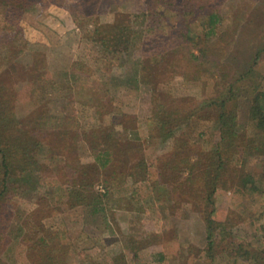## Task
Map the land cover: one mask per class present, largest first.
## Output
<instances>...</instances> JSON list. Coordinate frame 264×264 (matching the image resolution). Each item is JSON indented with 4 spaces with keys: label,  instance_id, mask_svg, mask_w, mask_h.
<instances>
[{
    "label": "rangeland",
    "instance_id": "374dc122",
    "mask_svg": "<svg viewBox=\"0 0 264 264\" xmlns=\"http://www.w3.org/2000/svg\"><path fill=\"white\" fill-rule=\"evenodd\" d=\"M51 3L59 15L43 10ZM126 26L132 51L106 64L101 42ZM116 40L109 46L124 51ZM162 47L160 82L136 83L137 62L155 53L159 64ZM101 75H114L111 104L99 100ZM220 111L234 125L223 128ZM3 112L5 143L26 146L22 160L34 163L0 200L10 212L0 264H264V0H0ZM161 114L190 150L150 138ZM63 124L74 138L41 131L37 149L36 130ZM125 137L137 148L102 170L88 165L90 147ZM236 146L245 153L219 170L215 150L228 158Z\"/></svg>",
    "mask_w": 264,
    "mask_h": 264
},
{
    "label": "trees",
    "instance_id": "16d2710c",
    "mask_svg": "<svg viewBox=\"0 0 264 264\" xmlns=\"http://www.w3.org/2000/svg\"><path fill=\"white\" fill-rule=\"evenodd\" d=\"M116 18H118V20L123 19L124 22H126L125 19L123 18V15H117ZM211 19H212V16H211ZM123 26L124 25H122V27ZM126 28H128V26H126L125 29H124V32L121 33L122 35H121V38L119 40H116L114 38L106 36L107 38H111L113 41L116 40V42H115L116 44L123 43V41H125L126 42V44H125L126 48L124 49V51H120V50H117V48L110 47L109 43L111 42L110 41L111 39L103 40L101 42L102 43L101 45L104 48L103 50L105 52H107V58L106 59L104 58V60H107V61H105L106 64H109V65L113 66V64H111V63H113V61H116L117 59H120L121 58L120 56L126 55L127 53L130 52V50L132 48L131 47V42H132L131 41V37L132 36L128 34ZM97 30H98V27L94 31H97ZM179 37L182 39V31L179 32ZM163 49L164 48L162 47L157 52V57L159 58L158 59L159 60V62H158L159 64H156L154 62L151 63L152 58L150 56L156 55L155 53L150 54L151 52L149 53L150 56H148V62L147 63L145 62L146 59L141 60L142 57H141L140 61L137 62V66L139 67L138 75L140 76L141 83H144L146 85H154V84H156L157 82H160V81H157L158 80V76L153 74V70L154 69L158 70L159 67L164 68V66H165V68L167 70L169 69V64L167 65L166 62H165V57H164L165 53L162 52V51H164ZM181 51H183L182 46H181V48L178 49V53H181ZM202 51L203 50L199 49V53L200 54H202ZM194 56H195L194 58H196L197 54L196 55L194 54ZM161 57H163V59ZM160 59H161V61H160ZM85 71L88 72L87 73V74H89L88 76L93 75L92 69H90L87 66H85ZM108 85L109 84L104 86V84H103L102 88L99 89V93L101 94L99 100L103 99V101H107L109 104H111L112 100H110L111 97L109 96L110 92L108 90ZM166 95H167V93L165 92V96ZM221 107H223V105H221ZM6 114L7 113L3 112L1 117H0V200L6 198V195L8 194L7 183H8L9 178L10 177H23L25 175L30 174L31 168H32L33 163H34V162L26 163L24 161L28 157V156H25L26 155L25 153L27 151L22 153L23 152L22 150L25 149L26 146H24V147H22V146L15 147V149L13 151L12 148L8 147L9 143H5V141H8V137L4 133L3 126L5 124H3V123L5 121L11 120V118H9L8 115H6ZM98 114L101 115L100 111H98ZM49 115H51V114H48V116ZM163 115L164 114H161V117L155 122V124L153 125V127L149 131L150 138L158 137V138L162 139L163 141H166L167 139L173 137V135H174V132H172L173 130L170 129V128H166L165 127V121L163 119L164 117H162ZM49 117H52V116H49ZM233 117L235 118L234 115L226 116L225 114L221 113V111H220V113L218 114L216 120L224 128V127H227L228 124L234 125L232 123ZM228 118H229L231 123L229 121H227L225 123V121L228 120ZM254 118L257 120L256 128H260V126H262V125H260V124H262V119L261 118L257 119L256 117H254ZM185 121L187 122V119H185ZM58 125L55 128L47 129L48 131L47 130H42V129L41 130L39 129V130L35 131V133H36V134L34 133L36 135V138H35L36 143L35 144H36L37 149L39 148V145H41V142H42L39 139L40 138L39 134H42L43 131H45L44 133L51 132V133H53V135H55L58 138H61V137H64V136L65 137L68 136L70 138H74V135H76L78 133L77 129H75L73 126L69 128V126L68 127H62V126H64V124L61 125V126H58ZM114 125L117 126V125H120V124L116 123ZM124 125H125V123H123V125H120V126L124 127ZM236 135H238V134L232 128H228V129L225 130V133L221 134V138H222L221 140L222 141L226 140L228 143H230L231 139L234 140ZM181 138H183V140ZM173 141H174V146H176L178 142L182 141L189 148V150H190V146H192V144L190 145V141H188V139H186L184 137V135H182L180 138H177L175 136ZM22 145H24V144H22ZM124 147L128 151V150L136 149L137 145L133 144V142L130 139H127V137H125L124 139H120L119 146L117 148H114V149L105 147V145H101L99 147H97V146L90 147V150L92 149L94 154H93V157L91 158V160H92L91 163H89L88 165L90 167L94 168L95 170H102L104 168H107L115 161L114 155H116V154L118 155V153H120V150L124 151ZM228 149L233 151V153L228 158H226V156L224 157L222 152L219 151V148L217 150H215L216 157L218 159L217 165H218L219 170L226 164L225 163L226 161L230 162L231 160H233V158H234L233 155L234 154L239 155V154L245 153L244 146H239V147L236 146L235 148H232V149L228 148ZM173 150H174V147H173ZM23 158H24V160H22ZM17 159H20L19 161H21V162H19V165L16 162ZM140 162H142V161H140ZM140 162H136L135 164H133V166H135V167L138 166ZM14 163H17V164H14ZM37 166H38V164H37ZM39 167H42V165L39 164ZM40 178H41V176H40ZM85 178H86V173H85V171H83L82 177L81 178L79 177V181L80 182L82 181L80 184L83 186V188H90L91 189L93 184L83 181ZM23 181H25V180H23ZM104 183L106 185H108L109 183L112 184V182H110V181H106ZM244 185H245L244 182L242 184H240L238 182H235V183H233L231 185V188L236 190L237 188H241L240 186L244 187ZM108 191L109 190H108V186H107V192L106 193H109ZM132 198L133 197L131 195L127 197V199H132ZM82 204H83L82 201L74 202L72 207L76 208L78 206H82ZM2 205H3V208L0 209V211H1L0 212V216H2L4 214L6 216L4 219L8 223L9 220H10V217H9L8 213H10V212L6 208V204L5 203H3ZM6 218H7V220H6ZM1 223H0V243L2 241H4V239H5V234L4 233L6 231V230H2ZM209 237L211 238V236H209ZM41 239L43 240V242H45V243L47 242L46 238L45 239L41 238ZM21 242H24V240L21 241ZM36 245L40 247L41 243L36 244ZM53 250L54 249H51L49 253H51Z\"/></svg>",
    "mask_w": 264,
    "mask_h": 264
},
{
    "label": "crops",
    "instance_id": "0c3cea01",
    "mask_svg": "<svg viewBox=\"0 0 264 264\" xmlns=\"http://www.w3.org/2000/svg\"><path fill=\"white\" fill-rule=\"evenodd\" d=\"M40 6V5H39ZM42 6V5H41ZM43 6H45V5H43ZM42 6V7H43ZM48 7H53L51 10H49L48 11V9L46 10L44 7V9L43 10H45L46 12H50V13H53V14H55V15H59V13L61 12L60 11V7L59 6H56V5H54L53 3H51L50 5H47ZM55 20H58L57 18L55 19ZM41 37L39 36V39H40ZM42 41H43V36H42V39H41ZM138 67V66H137ZM68 72V71H67ZM138 72H139V69L137 68V77H135L134 78V80L136 81V83H140L141 84V80H140V76L138 75ZM95 74H97V73H95V72H93V75H95ZM114 76V75H113ZM113 76H110V77H108V76H106L107 78H104L103 77V75H101V79H103L104 81H102L101 82V84L103 85L104 84V86L105 85H107V84H109V82L111 81V78L113 77ZM97 79L99 80L100 79V75L99 76H97ZM122 82V81H121ZM71 83V82H70ZM69 85V84H68ZM143 85H144V83H143ZM146 85V84H145ZM102 87V86H101ZM74 97V96H73Z\"/></svg>",
    "mask_w": 264,
    "mask_h": 264
}]
</instances>
